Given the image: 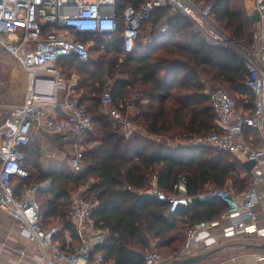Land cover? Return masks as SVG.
<instances>
[{
    "label": "trees",
    "instance_id": "16d2710c",
    "mask_svg": "<svg viewBox=\"0 0 264 264\" xmlns=\"http://www.w3.org/2000/svg\"><path fill=\"white\" fill-rule=\"evenodd\" d=\"M146 1L117 3L122 12L129 4L140 7ZM191 1L200 8L213 3L209 13L213 22L233 39L253 40L256 23L242 0ZM164 17L167 19L163 32L157 25ZM148 35L152 36L149 43L145 40ZM83 40L90 44L92 59L88 63L70 56L58 60L57 65L67 75H80L79 99L91 115L99 137H90L91 131L85 135L88 144L93 145L83 152L81 172L68 168L42 174L38 180H32L31 174L20 183L32 186L50 179L52 186L42 188L36 195L38 200L39 194L44 193L40 204L42 224L50 229V221L59 219L62 227L54 239L65 241V234L69 233L73 247L79 241L70 220L71 195L89 185L84 197L96 205L92 218L110 230L107 241L97 250L104 251L115 264H145L142 251H178L184 246L188 229L220 219L227 209L218 198L172 206L155 195L140 193L151 179H155L160 190L170 194L183 175L187 179V193L192 197L228 187L239 194L252 183V173L238 157L204 143H192L216 130L207 84L210 90L227 86L242 101L239 109L252 110L254 95L245 84L248 70L234 50L208 44L195 31L192 21L171 7L155 9L143 23L131 53L123 50L121 31L111 38L90 35ZM96 54L100 55L95 59ZM109 79L116 107L133 101L139 108V114L132 119L137 126L178 143L153 140L138 130L126 137L118 123L100 110ZM133 94L138 98L131 100ZM246 131L253 136L255 146L264 145L255 129Z\"/></svg>",
    "mask_w": 264,
    "mask_h": 264
},
{
    "label": "built area",
    "instance_id": "2783aa9c",
    "mask_svg": "<svg viewBox=\"0 0 264 264\" xmlns=\"http://www.w3.org/2000/svg\"><path fill=\"white\" fill-rule=\"evenodd\" d=\"M212 6L210 3L200 8L191 0H147L140 7L129 4L120 12L117 0H0V49L17 60L29 75L34 74L32 87L28 88L23 102L13 107L0 123V209L10 213L22 234L37 243L41 256L39 264H115L104 251L97 250L107 241L110 230L92 218L96 205L84 197L89 185L71 195L70 220L79 241L73 247L69 233L61 242L54 239L58 227L46 229L42 224L41 206L36 195L40 189L51 187L52 183L46 181L32 186L20 183L21 179L30 177L23 163L22 149L33 141L36 130L45 129L58 134L63 142H67L72 135L84 138L94 126L79 96L68 93L71 88L74 91L75 81L68 84L63 81L56 67L57 61L74 56L88 63L92 54L90 44L83 37L111 38L119 31L124 52H133L143 23L161 7H171L188 17L195 31L208 44L234 50L247 67L245 84L254 95L253 108L246 112L237 107L235 98L227 89H211L209 95L216 115V130L192 143H204L230 152L243 162L254 160L256 165L250 171L253 182L239 194L228 188H218L192 197L187 193V179L183 175L178 177L173 192L167 194L157 187L155 179H151L145 190H139L140 193L155 195L172 206L218 198L227 209L220 219L188 229L184 246L169 257L158 251H142L141 257L145 264H165L209 251L220 245L222 238L249 235L264 242V225L260 224L264 218L257 210L260 201L257 183L264 179V145L257 147L244 138L246 129L251 128L264 142V0H255L259 26L253 40L248 42L231 38L213 22L209 17ZM161 31H166V27H161ZM145 40L151 42L152 36H146ZM100 47L104 48L105 44ZM50 77L58 82L60 89L67 91L60 105L55 95L49 103L48 97L37 89L38 84L54 81ZM102 104L121 132L130 136L135 122L114 105L111 92H104ZM58 110L61 117L57 115ZM82 155H76L71 161V168L76 173L82 170ZM16 181H19L18 185ZM222 219H229L231 223L222 226Z\"/></svg>",
    "mask_w": 264,
    "mask_h": 264
},
{
    "label": "crops",
    "instance_id": "0c3cea01",
    "mask_svg": "<svg viewBox=\"0 0 264 264\" xmlns=\"http://www.w3.org/2000/svg\"><path fill=\"white\" fill-rule=\"evenodd\" d=\"M242 3L251 17L257 13L255 0H242ZM166 19V17L162 18L157 27L161 28L165 26ZM252 21H255L256 23L257 33L259 18ZM56 67L60 72V77L66 84L70 82L72 83L73 80L75 81V84H73L74 86H72L74 91H72L71 88L68 90V93L80 96V91L78 90L80 75L77 72L67 75L58 65H56ZM37 89L42 91V93L48 97L47 102L49 103H51L50 98L52 95H55L60 105L67 95L65 89H60L58 87V82L56 80L51 81L48 84H38ZM132 96L133 98H131V100L138 98L137 94H133ZM120 108L130 117L131 120L139 114V108L133 104V101L126 102V104H124V106L122 105ZM4 110V108H0V123H2L10 113L5 114ZM100 110L102 113L106 114L103 104L100 107ZM57 115L58 117L62 116L60 110H58ZM136 130H138L142 136L153 140L159 138L161 142L169 144V139L167 137L150 134L135 123L133 131ZM244 138L250 143H255L252 140L253 136H251V133L248 131H245ZM84 139L85 138L83 137L72 135L69 141L63 142L58 134L48 132L45 129L36 130L33 141L27 147L22 149V153L24 154L23 163L28 168L30 176L32 174L31 179L38 180L39 177H43L42 174H54L61 170L68 168L71 169V161L73 157L78 154H83L85 151L83 150L85 143ZM47 181H50V179ZM93 181L94 179L91 180V182ZM262 181L263 183L258 185V188H260V201L257 205V210L260 213V217L264 218V179ZM15 184L18 185L19 181H16ZM41 195L42 193L39 194V196ZM261 195L263 196L262 198ZM50 222L51 223L48 225L50 228L56 226L60 229L62 227L59 219L53 218ZM230 223L229 219H222L221 221L222 226H228ZM260 224L264 225L263 219L260 221ZM243 237L251 236L242 235L236 237L237 239L222 238V241L226 242V244L223 245V249L215 253L209 259L195 264H264V258H262L264 257V249L252 248L250 247L252 243L245 244L238 240ZM217 247L218 245L215 246V248ZM40 260L41 256L37 243L29 240L22 234L16 220L10 213L0 209V264H39Z\"/></svg>",
    "mask_w": 264,
    "mask_h": 264
},
{
    "label": "rangeland",
    "instance_id": "374dc122",
    "mask_svg": "<svg viewBox=\"0 0 264 264\" xmlns=\"http://www.w3.org/2000/svg\"><path fill=\"white\" fill-rule=\"evenodd\" d=\"M199 3H202V2H199ZM149 27H151V26H149ZM142 35H145L144 32ZM143 37H145V36H143ZM241 40L247 41V42L249 41V39L247 37L241 38ZM99 55L100 54H98V55L96 54L95 59L98 58ZM108 57H110V56H107V58ZM95 65H97V62ZM31 77H32L31 74L29 75L19 65L17 60L12 58L8 53L3 51L2 49H0V108L5 109L4 110L5 114H8L11 111L10 109H12L14 106H17L23 102V100L27 94V91H28V87H29V84L31 81ZM80 79H81V77H80ZM111 83H112V80L109 79V82H107V84H110V85L106 86V91H111ZM207 87H208V91H210L211 87H209V84H207ZM222 87L227 89L229 91V93H231V91L227 88V86L223 85ZM231 95L235 98L237 107L238 108L241 107L243 104L242 101L240 99H238V97L235 96V94L231 93ZM89 136L92 138L93 137L94 138L99 137V134L97 133L96 128L94 129V126H93V129L91 130ZM156 139L159 140V138H156ZM84 140L86 141V139H84ZM181 142H185V141L183 140ZM168 143L170 145H174L175 143H178V141L173 142V141L169 140ZM92 145L93 144L89 145L88 142L86 141V144L84 143L83 150H87ZM261 183H263V181L259 180L257 183V186ZM258 189L260 191V188H258ZM230 190H232V188H230ZM262 195H263V193H262ZM262 195H261V198L263 197ZM38 200H39V203L42 205V202L44 200V193H42V195L39 196ZM238 240H240L241 242H243L245 244H250V243L258 244V243L262 242L261 240L251 238V237H243V238H239ZM222 243L220 245H218V247L226 244V242H223V241H222ZM153 250L158 251L164 257H169L170 255L177 252V251L171 252L169 249H164V250L153 249Z\"/></svg>",
    "mask_w": 264,
    "mask_h": 264
},
{
    "label": "water",
    "instance_id": "95a60500",
    "mask_svg": "<svg viewBox=\"0 0 264 264\" xmlns=\"http://www.w3.org/2000/svg\"><path fill=\"white\" fill-rule=\"evenodd\" d=\"M258 18H259V16L257 13H255L252 16V20H254V19L257 20ZM50 79L54 80L53 77H50ZM255 165H256V161H254V160L244 161V166L246 167V169L248 171H251ZM250 247L256 248V249H264V243L252 244V245H250ZM223 248H224V246H220L217 248L210 249L209 251H206L203 253H198V254L188 256V257H185L182 259L170 261V262L165 263V264H195V263H199V262H202L204 260L209 259L211 256H213L215 253H217L218 251H220Z\"/></svg>",
    "mask_w": 264,
    "mask_h": 264
},
{
    "label": "bare ground",
    "instance_id": "6f19581e",
    "mask_svg": "<svg viewBox=\"0 0 264 264\" xmlns=\"http://www.w3.org/2000/svg\"><path fill=\"white\" fill-rule=\"evenodd\" d=\"M31 81H30V84H29V87L28 88H31L32 87V81L34 80V74H31Z\"/></svg>",
    "mask_w": 264,
    "mask_h": 264
}]
</instances>
